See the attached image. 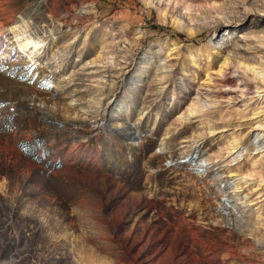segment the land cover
<instances>
[{"label": "rangeland", "instance_id": "obj_1", "mask_svg": "<svg viewBox=\"0 0 264 264\" xmlns=\"http://www.w3.org/2000/svg\"><path fill=\"white\" fill-rule=\"evenodd\" d=\"M244 73L264 0H0V264H264Z\"/></svg>", "mask_w": 264, "mask_h": 264}, {"label": "bare ground", "instance_id": "obj_2", "mask_svg": "<svg viewBox=\"0 0 264 264\" xmlns=\"http://www.w3.org/2000/svg\"><path fill=\"white\" fill-rule=\"evenodd\" d=\"M19 29H20V27H18V25L15 27H12V30L14 32H19ZM20 37H21V35H20ZM23 39H24V37H23ZM20 48H21V51H23V52L24 51H30L32 49V51H30V52L34 53L35 51H38V49L40 48V44L36 43L31 37H29V38L27 37V38H25V40L23 42H21ZM243 76L244 77L242 79H244L243 81L245 84V86H244L245 90L244 91L253 92L254 97H258L257 94H261L262 97H259V98H263L264 97V84H263L264 81L261 80V78L257 75V73H255L254 78L248 76L245 73ZM229 81H232V80H226V82H229ZM190 162L198 170H204L205 167L208 166L207 160L200 158V155L198 153L194 154L191 157ZM224 204H225V206L230 205V203L227 201L224 202Z\"/></svg>", "mask_w": 264, "mask_h": 264}]
</instances>
